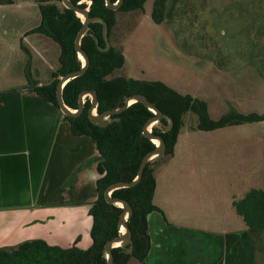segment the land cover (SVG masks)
<instances>
[{"label": "rangeland", "instance_id": "1", "mask_svg": "<svg viewBox=\"0 0 264 264\" xmlns=\"http://www.w3.org/2000/svg\"><path fill=\"white\" fill-rule=\"evenodd\" d=\"M161 1L164 19L156 24L152 14L157 7L161 9L158 6ZM39 12L36 4L0 9V32L8 29L13 42L20 41V33L37 23ZM117 21L111 44L124 53L126 62L114 76L163 82L182 95L206 102L213 120L232 111L244 116L264 115V0H147L143 11L119 12ZM54 44L59 56V46ZM46 77L51 80L50 75ZM185 120L174 153L154 165L155 177L169 164L177 165L172 166L175 172L165 181L162 201L172 198L190 206L193 203L196 208L193 219L200 227L213 225L215 264H264V230L251 233L245 220V217L252 219L251 226L264 222V196L260 193H264V142L248 141L246 137L256 139L264 134V121L244 122L217 129L219 133L215 135L213 130L196 137L200 131L194 128L193 115ZM211 137L215 146L212 151ZM160 210L163 214H158L165 215L162 207ZM63 212L66 213L52 211L54 224L49 229L36 221L44 215L40 211L0 210V248H11L18 240L21 244L35 238H44L57 246L73 243L69 225L81 214L62 216ZM87 213L91 233L90 209ZM151 215L150 246L183 243L186 236L177 231L179 227L164 219L169 228H176L169 230L163 227L158 215ZM22 218L24 224L17 231V220ZM189 222L185 220L186 225ZM64 225L69 237L60 234ZM90 233L89 239L83 238L84 247L91 244ZM130 264H137L136 259L132 258Z\"/></svg>", "mask_w": 264, "mask_h": 264}, {"label": "trees", "instance_id": "2", "mask_svg": "<svg viewBox=\"0 0 264 264\" xmlns=\"http://www.w3.org/2000/svg\"><path fill=\"white\" fill-rule=\"evenodd\" d=\"M71 1L80 4L83 8L88 7V2H91L90 16L103 18L108 23L110 41L118 22L117 14L143 11L147 2V0H125L119 10L113 11L107 7L105 0ZM117 1L112 0L113 3ZM18 4L39 6L41 23L33 31L51 38L59 46L58 68L52 73L51 81L41 85L31 80V86L35 94L60 111L56 94L58 83L63 76L80 70L83 65L75 48L76 37L83 27L82 19L74 11L66 9L62 0H0V6ZM158 6H161V9L157 7L152 17L156 24H161L164 19V1L159 2ZM102 29L101 22H92L88 33L81 41L82 49L89 56L90 66L83 76L71 80L65 86L63 97L69 108L78 109L79 97L84 92L97 93L98 114L117 108L118 102L128 96L142 94L165 115V118L152 128V132L164 139L167 145L166 156L174 153L178 137L185 127V119L191 114L196 120L194 128L199 131H213L244 122L264 121V115L244 116L233 111L219 120H213L206 102L189 94L182 95L163 82L114 76L125 66V55L113 45L109 51L100 50L107 47ZM90 107L91 101L87 98L84 112L80 116L72 118L64 115L63 117L71 125L73 135L89 137L97 144L101 158L98 164L100 178L97 181L99 196L90 208L93 220L90 233L91 245L87 249L78 247L80 238L71 247L50 245L45 240L34 239L11 248H0V264H106L103 249L108 241L120 235L119 218L122 209L107 203L104 194L111 185L132 182L138 175L144 157L156 149V145L151 140L142 136L144 126L154 113L143 104L134 103L123 113L111 116L110 120L113 123L101 128L90 122L88 118ZM117 118L121 120L116 121ZM170 126H172L171 130L164 132ZM156 187L154 167L151 168L149 163L138 185L113 192V197L128 201L134 210L129 220L133 235L130 247L132 251L126 254L123 248L114 249V264H130L132 258L140 264L145 263L150 250L148 217L154 213L163 214L153 202ZM260 193L264 196V193ZM259 209L261 211L262 208ZM245 220L251 233L256 234L264 230V222L251 226L253 220L246 217Z\"/></svg>", "mask_w": 264, "mask_h": 264}, {"label": "crops", "instance_id": "3", "mask_svg": "<svg viewBox=\"0 0 264 264\" xmlns=\"http://www.w3.org/2000/svg\"><path fill=\"white\" fill-rule=\"evenodd\" d=\"M31 5L33 4L0 6V9H18ZM40 23L39 12L37 23L20 33L22 39L15 43L9 37L8 29L0 32V210L7 209L14 213L28 209L38 213L40 211L44 215L36 221L49 229L53 228L50 214L54 209L65 211L62 216L77 215L76 212H79L81 218H75L74 224L71 227L69 225L68 234L71 233L73 243L67 242L59 246L74 245L80 238L77 246L87 249L91 244L84 247L83 238L89 239L88 225L90 226L91 220L87 212L99 196L97 181L100 178L98 164L101 158L97 144L91 138L73 135L71 125L59 110L32 91L31 80L41 85L47 84L51 80L46 76H52L58 68L59 56L53 40L33 31ZM233 126L235 125L230 127ZM206 132L213 131H200L194 136L202 137ZM213 133L215 135L219 132L216 130ZM246 137L248 141L260 142L261 139L264 142V134L256 139H251L250 135ZM219 139L224 140L220 136ZM210 140L212 151L215 147L213 137ZM204 144L203 142V148ZM172 166L177 165L171 163L156 175L157 187L153 202L163 208L165 215L164 218L158 213L155 215L159 216L163 227L176 229L169 228L165 221L168 220L171 225L179 227L177 231L186 237L178 245L152 244L144 264H215L213 252L216 251L211 240L213 225L200 227L194 220L196 208L193 203L190 206L183 200L172 198L162 201L165 181L175 172L171 170ZM172 210L178 211V214ZM83 211H86L85 214ZM232 212L236 214L235 210ZM185 220L190 221L188 225ZM24 221V218L17 220V231H20ZM63 228L60 229V234L65 236L68 228L65 225ZM19 242L20 240L14 244L18 245ZM136 262L140 264L137 260Z\"/></svg>", "mask_w": 264, "mask_h": 264}, {"label": "water", "instance_id": "4", "mask_svg": "<svg viewBox=\"0 0 264 264\" xmlns=\"http://www.w3.org/2000/svg\"><path fill=\"white\" fill-rule=\"evenodd\" d=\"M124 1L125 0H118L116 3H113L112 0H105L107 7L113 11L119 10L120 7L124 4ZM62 3L66 9L74 11L77 16L82 19L83 22V27L79 31L75 40L76 51L83 63L82 68L78 71L63 76L57 86V101L62 114L72 118L80 116L84 112L86 97L88 96L91 98V107L88 112V118L92 124L101 128H105L111 123V121L108 120L111 116L121 114L134 103H141L154 113V116L144 126L142 136L148 140H151L156 145V149L144 157L140 164L138 175L132 182H120L111 185L104 194L107 203L122 209V213L119 218L120 235L117 238L108 241L103 249V255L107 261L106 264H114V249L123 248L125 249L126 254H130L132 251L130 247L132 245L133 235L129 227V220L133 216L134 210L128 201L120 198H115L112 196V194L118 189L132 188L138 185L143 177V173L147 165L150 163V167L153 168L157 162H159L166 156L167 145L164 139L161 136L153 134L152 132V128L157 125L162 119H164L165 115L154 103H152L146 96L142 94H134L128 96L127 98H125V100H120L118 102L117 108L106 111L103 114L97 113L99 101L97 93L95 91L82 93L79 97V107L76 110H73L66 105L63 97L65 86L71 80L83 76L90 66L89 56L81 46V41L88 33L90 24L94 21H99L103 26L102 33L107 47L106 49H100L101 51H109L111 49V43L108 35V23L103 18H91L90 16L89 7L91 5V2L88 3V7L86 8L81 7L80 4H74L71 0H62ZM120 120V118L116 119V121ZM171 127L172 126H170L168 130H170ZM155 141H157V144Z\"/></svg>", "mask_w": 264, "mask_h": 264}, {"label": "flooded vegetation", "instance_id": "5", "mask_svg": "<svg viewBox=\"0 0 264 264\" xmlns=\"http://www.w3.org/2000/svg\"><path fill=\"white\" fill-rule=\"evenodd\" d=\"M88 3H89V2H88ZM39 10H40V9H39ZM40 14H41V13H40ZM39 25H40V24H39ZM36 28H37V27H36ZM109 40H110V39H109ZM110 43H111V41H110ZM111 47H112V44H111ZM87 98H89V99H90V101H91V98H90L89 96H88V97H86V99H87ZM122 113H123V112H122ZM108 120H109V121H111V123H110V124H112V123H113V121H112V120H110V118H109ZM110 124H109V125H110ZM159 127H160V125H159ZM171 128H172V127H171ZM168 129H169V127H168L167 129H165V130H164V132H168V131H170V130H171V129H170V130H168Z\"/></svg>", "mask_w": 264, "mask_h": 264}, {"label": "bare ground", "instance_id": "6", "mask_svg": "<svg viewBox=\"0 0 264 264\" xmlns=\"http://www.w3.org/2000/svg\"><path fill=\"white\" fill-rule=\"evenodd\" d=\"M156 142V144H157V141H155Z\"/></svg>", "mask_w": 264, "mask_h": 264}]
</instances>
